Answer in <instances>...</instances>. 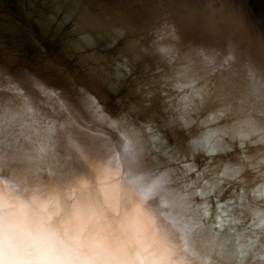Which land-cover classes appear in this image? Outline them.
Masks as SVG:
<instances>
[{"label": "bare ground", "instance_id": "1", "mask_svg": "<svg viewBox=\"0 0 264 264\" xmlns=\"http://www.w3.org/2000/svg\"><path fill=\"white\" fill-rule=\"evenodd\" d=\"M35 2L0 0V83L10 75L28 96L0 91V109L87 116L91 94L135 125L144 170L167 171L178 232L203 225L196 245L184 240L193 264H264V0ZM228 39L243 53L225 64ZM24 69L57 95L28 88Z\"/></svg>", "mask_w": 264, "mask_h": 264}, {"label": "clouds", "instance_id": "2", "mask_svg": "<svg viewBox=\"0 0 264 264\" xmlns=\"http://www.w3.org/2000/svg\"><path fill=\"white\" fill-rule=\"evenodd\" d=\"M239 43L224 42L225 64L243 53ZM23 71L32 91L57 95ZM0 91L28 98L10 75ZM87 95V116L65 109L36 121L30 107L0 109V264H193L184 240L196 245L203 225L178 232L167 171H145L135 125Z\"/></svg>", "mask_w": 264, "mask_h": 264}, {"label": "water", "instance_id": "3", "mask_svg": "<svg viewBox=\"0 0 264 264\" xmlns=\"http://www.w3.org/2000/svg\"><path fill=\"white\" fill-rule=\"evenodd\" d=\"M12 1V6H17V7H21V6H26L27 8H26V10L27 9H35V8H38V7H33V5H35L36 4V0H11ZM177 1H180V0H177ZM254 1H259V3H261V0H245V3L247 4V7H253L254 6V4H251L252 2H254ZM39 10H41V8H42V6L39 4ZM22 8V7H21ZM25 10V11H26ZM241 11H247V10H241ZM0 12H1V10H0ZM249 12V11H248ZM248 12L247 13H245V14H243L247 19L248 18H250V16H248L249 14H248ZM1 14V13H0ZM22 17V16H21ZM23 19H25V17L23 16ZM26 20V19H25ZM259 23V22H258ZM35 31V33L37 34V36H36V34L32 31L31 33H33L32 35H30V36H27V40L30 38V40L32 41L29 45H24V49L26 50H28V49H30V47L31 46H33V41H38L33 35H35L38 39H39V43H41V45H43L44 46V48L46 49V51H48V52H52V50H53V52L55 51L56 53H57V49H56V46L53 44V45H50L49 44V41H47V40H45V39H42V37H40V34H39V32L38 31H36V30H34ZM41 41V42H40ZM30 46V47H29ZM54 52V53H55Z\"/></svg>", "mask_w": 264, "mask_h": 264}]
</instances>
